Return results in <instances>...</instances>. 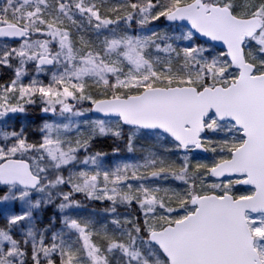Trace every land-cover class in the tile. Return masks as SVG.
I'll use <instances>...</instances> for the list:
<instances>
[{
  "label": "snow or ice",
  "instance_id": "obj_1",
  "mask_svg": "<svg viewBox=\"0 0 264 264\" xmlns=\"http://www.w3.org/2000/svg\"><path fill=\"white\" fill-rule=\"evenodd\" d=\"M0 264H264V0H0Z\"/></svg>",
  "mask_w": 264,
  "mask_h": 264
}]
</instances>
